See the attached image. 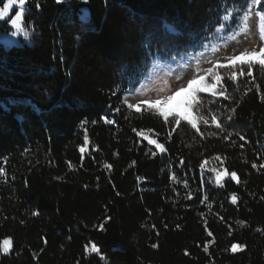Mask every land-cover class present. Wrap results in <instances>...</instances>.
I'll list each match as a JSON object with an SVG mask.
<instances>
[{"label":"trees","instance_id":"16d2710c","mask_svg":"<svg viewBox=\"0 0 264 264\" xmlns=\"http://www.w3.org/2000/svg\"><path fill=\"white\" fill-rule=\"evenodd\" d=\"M246 9L247 0H26L31 42L0 44V241H11L0 264H264L261 66L235 82L220 74L227 100L198 94V115L208 121H197L199 132L187 121L173 130L155 112L122 103L154 68L235 33ZM9 30L0 22V32ZM217 155L238 184L225 177L216 185ZM233 242L244 247L232 252ZM85 244L99 252L86 253Z\"/></svg>","mask_w":264,"mask_h":264},{"label":"snow or ice","instance_id":"6c2138e0","mask_svg":"<svg viewBox=\"0 0 264 264\" xmlns=\"http://www.w3.org/2000/svg\"><path fill=\"white\" fill-rule=\"evenodd\" d=\"M25 5V0H2V5H0V19H4L5 17L9 16V13L12 11L14 7L16 8H23ZM256 5H262V0H247V9L244 10V14L242 17V31L247 30L248 26V20L249 16H251L252 9ZM22 11L21 10H16L15 14L11 16V18L8 20V23L12 25L13 27L19 28L22 23ZM255 16L259 18V30H260V39L261 41H264V11L260 12H255ZM227 19V17H225ZM239 61L240 65H246L247 71H245L242 67L240 68L239 71L232 70L228 74V81L235 82L237 81L238 76L240 77H252L253 75V66L255 64H259L261 66V69L264 70V44L258 49V50H252V51H243L239 55H234L228 57V67L235 68L236 64L235 62ZM225 65H221L220 63L214 64L212 67H209L204 75L197 74L193 79H188L187 80V86L181 85L180 87H176L175 82H173V87L175 88L174 91L171 92V94H161L160 97L156 100H145V99H139L138 103H131L127 99H124L122 103L126 105L127 109L129 110H135L137 113H142V109L145 106H152L155 108V115L158 117L163 118V121L165 124H167L170 127H173V130H175V126L181 125L182 121H187L189 125L193 129H196L197 132H199V128L197 125V121H201L205 124L208 123L207 119L199 116V109H200V101L198 100V94L199 93H211L212 96L214 97H222L223 99L227 100L229 97L226 94V90L224 88V85L221 83L222 77L220 73L217 71L218 68L224 67ZM206 77L211 78V82H204L206 80ZM219 85V87H218ZM257 92H260L259 87H257ZM163 93V90H161ZM188 93L187 96H183L182 94ZM118 95V94H117ZM182 97V98H181ZM179 98V99H178ZM261 99L264 100V93H261ZM110 110L115 113L120 112L119 107H114L111 108ZM235 109H231L230 112H234ZM169 117H172V120H169ZM101 119L107 123V124H115L116 121L114 119H109L107 116L101 117ZM229 120L232 119V116L229 115L228 117ZM174 122V124H173ZM211 122L212 124L215 125L217 129H219L221 132H223V127L222 125L218 122L217 116L213 115L211 117ZM83 123V122H82ZM92 123H96V121H92ZM132 131L136 133L138 137H142L144 140L147 141L149 145H155L156 149L164 153L167 151L165 148L164 144L158 143L156 140L151 139L149 135H147L143 130H137L136 128H133ZM151 131V130H150ZM216 133H209V135H215ZM232 135V133H228L227 135H224L222 139L224 140H229V137ZM169 136H171V133H169ZM241 140H244L243 136H240ZM83 142L85 145L88 144L89 138L88 135L85 134L83 138ZM243 147V144L241 145ZM79 151L82 154V160L84 158L83 154L85 152L84 147H80ZM156 153L153 152V155ZM217 161H221V169L217 168H212L210 171L214 174V179L216 185L220 187H224V178L228 177L230 178L231 181L236 182L237 184L240 182L238 179V175L236 171H231L229 172L226 168H223V161L222 158L217 155L214 157ZM136 162L132 161L129 164V167H132ZM183 163V161H181ZM205 163L206 162H201L200 164V169L203 171L205 168ZM69 168H72L73 165L71 163L68 164ZM105 168L111 169L112 165L105 163L104 165ZM252 168L256 169L258 168V165L256 163L252 164ZM259 168L264 170V164L259 165ZM5 169L3 167H0V174H4ZM56 179H60V177H57ZM139 180L140 177H137ZM172 180H176V176L172 175L171 176ZM187 187V184H185ZM87 187V185H85ZM207 200V197L205 196L204 199H202L200 202L201 204L205 203ZM231 203L233 205H236L238 203V197L235 193H233L230 196ZM33 216L38 215L37 212L32 213ZM105 221H110L111 217L110 216H105L102 218ZM238 224L244 225V221L240 220L237 221ZM100 229H104V224L101 223L99 225ZM232 233L230 232L229 235ZM209 236L212 235L211 232L208 233ZM11 247V241L8 238H5L3 241H0V250H2L4 253H8L9 249ZM153 248H156V244H152ZM244 245L238 244L233 242L230 247V251L236 252L238 249H242ZM204 250L205 252L208 251V244L204 245ZM84 251L86 253H98L99 249L95 244H91V246L85 244L84 246ZM187 254V253H186ZM101 259H104L101 257Z\"/></svg>","mask_w":264,"mask_h":264},{"label":"rangeland","instance_id":"374dc122","mask_svg":"<svg viewBox=\"0 0 264 264\" xmlns=\"http://www.w3.org/2000/svg\"><path fill=\"white\" fill-rule=\"evenodd\" d=\"M16 10H21L23 13L24 6L23 8L14 7L8 17L0 19V22L6 21L10 27L9 31L0 32V44L5 46L16 45L22 42H31L29 32L23 26V15L22 23L19 28L13 27L8 23V20L15 14ZM255 12L258 11L253 7V14L249 16L246 31L241 30V21L240 27L235 33L222 34V37L203 54L200 53L194 56L192 55L193 57H190L187 61L184 60L179 62L176 60L174 62L168 61L166 64H161L160 66L154 68L153 71H150L149 75H147L140 86L132 93L128 94L125 99L131 103H138L139 99L149 101L156 100L161 94H171V92L175 90L173 82H175L176 87H180L181 85L186 87L188 79H193L197 74L204 75L206 70L216 63L225 65L224 67L217 69L220 74L236 69L239 61L235 62V68L228 67V57L239 55L243 51L258 50L262 44H264V41H261L260 39V21L259 18L255 16ZM222 32H225V30H222ZM205 82L210 83L211 78L206 77V80L201 83ZM161 90H163V93ZM187 95L188 93H184L182 94V97ZM144 109H149L155 112V108L152 106H145ZM145 133L149 135L151 139L156 140L150 133ZM151 146L156 149L154 144Z\"/></svg>","mask_w":264,"mask_h":264}]
</instances>
